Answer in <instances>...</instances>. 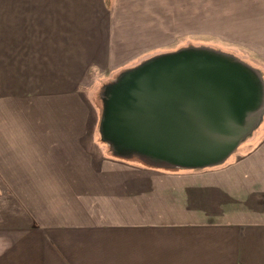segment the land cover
<instances>
[{
	"label": "crops",
	"instance_id": "obj_1",
	"mask_svg": "<svg viewBox=\"0 0 264 264\" xmlns=\"http://www.w3.org/2000/svg\"><path fill=\"white\" fill-rule=\"evenodd\" d=\"M117 1L0 0V264H264V116L215 167L111 154L82 82L110 62ZM221 5L264 81V0Z\"/></svg>",
	"mask_w": 264,
	"mask_h": 264
},
{
	"label": "water",
	"instance_id": "obj_2",
	"mask_svg": "<svg viewBox=\"0 0 264 264\" xmlns=\"http://www.w3.org/2000/svg\"><path fill=\"white\" fill-rule=\"evenodd\" d=\"M263 115L258 71L234 57L185 49L117 80L107 91L101 132L118 157L198 170L228 160Z\"/></svg>",
	"mask_w": 264,
	"mask_h": 264
},
{
	"label": "rangeland",
	"instance_id": "obj_3",
	"mask_svg": "<svg viewBox=\"0 0 264 264\" xmlns=\"http://www.w3.org/2000/svg\"><path fill=\"white\" fill-rule=\"evenodd\" d=\"M197 1L190 0L185 7L197 6ZM116 3L119 16L111 28L110 62L104 68L95 69L91 75L94 79L82 82L88 97L94 95L101 106L99 130L107 91L126 72L156 57L185 49L232 57L230 46L224 41L227 34L221 25H216L222 22L217 20L223 13L221 0H205V11H190V14L183 10L184 0H118ZM199 18L203 22L201 26ZM108 145L111 154L117 156L113 146Z\"/></svg>",
	"mask_w": 264,
	"mask_h": 264
},
{
	"label": "trees",
	"instance_id": "obj_4",
	"mask_svg": "<svg viewBox=\"0 0 264 264\" xmlns=\"http://www.w3.org/2000/svg\"><path fill=\"white\" fill-rule=\"evenodd\" d=\"M104 3H105V5H106V7H107L108 9H110L111 6H112L113 0H104Z\"/></svg>",
	"mask_w": 264,
	"mask_h": 264
}]
</instances>
